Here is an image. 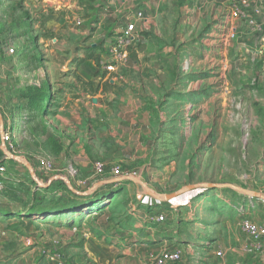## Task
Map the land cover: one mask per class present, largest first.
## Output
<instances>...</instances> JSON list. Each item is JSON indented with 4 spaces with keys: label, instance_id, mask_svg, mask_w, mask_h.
I'll list each match as a JSON object with an SVG mask.
<instances>
[{
    "label": "rangeland",
    "instance_id": "rangeland-1",
    "mask_svg": "<svg viewBox=\"0 0 264 264\" xmlns=\"http://www.w3.org/2000/svg\"><path fill=\"white\" fill-rule=\"evenodd\" d=\"M59 9L57 0H0V120L5 117L9 120V124L0 127V163L3 161L2 133L6 130L12 135L11 153L14 157L7 163V173L3 178L5 189L0 194V211H6L0 212V245L6 240L5 247L10 248L18 244L15 240L30 239L34 243L45 237L51 246H44L43 249L47 250L42 254L43 261L34 264L51 263L45 256L54 255L55 252L61 254L64 264H77L73 260L74 256L85 257L84 239L73 229L77 227V223L70 226L57 224L58 221L65 222L77 216L73 213H55L54 216L46 214L41 217L33 209L38 207V202L43 198L49 202L62 199L70 201L75 197L91 198L90 194L84 195L85 191L94 188L92 185L98 184L100 178H84L79 172L75 180L67 172L69 165H75L74 161L56 157L61 138V130L57 128V124L65 129L72 141V137L79 138L75 116L77 121L82 118L81 125L84 129L90 123L89 117L79 118V112L69 101L72 96H65L63 89L69 92L74 90L76 96H80L82 91L92 94V89L90 92L86 91L84 86L87 82L77 75L80 73L88 79L99 75L108 80L115 78L107 75L97 62L92 61L79 67L86 49L94 44L98 48V54L104 53L113 34L109 33L97 41L93 39V31L80 37V31L77 30L81 26L76 22L71 34L67 29L65 32H57L55 22L51 18L48 21L45 19L59 13ZM208 49L210 50L209 47ZM235 53L236 49L228 50L224 59L218 61V65L216 62H200V59L189 64L182 61L175 69L182 75L190 74L188 78L194 77L190 80L193 82L191 92L181 95L182 85L178 83L175 87L167 86L155 94L158 99L155 105L159 109L165 95L175 92L171 100L175 103L170 112L162 109L155 111L157 124L161 120L171 122L156 131L160 134L161 142L158 149L162 153L171 151L176 166L172 190L199 186L196 190L188 191L197 193L191 203H185L188 205L185 207H176L178 211L175 213H170L165 208H161L159 212L153 209L157 221L159 216L165 217L163 222H158V234L176 235L175 229L177 231L176 226L179 225L180 230L192 231L195 228L194 233L201 237L205 233L199 226L182 225L184 219H195L198 216L207 223L220 224L216 229L221 233L222 240H225L221 245L224 250L230 246L228 241H232L233 245L238 244L235 241L241 238L239 231L242 220L248 219L260 225L264 217V53L256 56L255 60L244 56L237 63L235 61L240 57ZM127 66L128 64L121 68L119 73L124 72ZM217 68L218 76L214 73ZM184 79L180 82H185ZM36 88L48 92L50 96L42 113L26 110L29 102L24 96L28 89ZM98 98L102 100L101 96ZM114 101H109L111 108ZM45 159L51 161V170L41 172L34 169L37 162ZM95 163L104 164L107 175H111L115 167H120L123 171L121 166L115 165L118 163L116 159L95 160L92 163L93 170ZM27 164L33 167V173L38 171L39 177L33 178ZM114 178L116 180L118 176ZM78 182L86 184L80 185ZM213 186L217 188L213 189ZM77 191L81 193H76ZM141 194H132L125 189L124 192H116L114 196L109 195V199L113 200L114 205L122 200L135 202L137 196L144 197ZM248 201L261 203L257 208L251 204L247 208L248 214H245L242 211L243 205ZM86 208L88 205L80 206V210L84 211ZM124 216L121 217L126 219ZM112 218L113 213L106 212L98 219L86 217L82 221L86 227L95 230L92 232L97 239L106 235V244L118 249L122 247L119 243H131L130 240L121 239L120 234L116 238L114 230L103 232L96 226L98 222L106 226L116 223ZM169 226L175 227L168 228ZM99 232L102 234L99 235ZM248 241L251 244L249 239ZM53 242L58 245L57 248L52 247ZM112 242H116V245ZM193 243L190 245L193 249H203ZM177 244L174 241L170 245L162 242L157 249L158 255L165 248ZM204 245L208 249L207 253L211 252L214 257L218 247ZM185 247L183 245L180 248L184 250ZM263 251L264 243L258 252L253 253L254 262L264 264ZM228 254H223L222 257L216 255L220 258L216 262L219 263L223 257L227 259ZM39 257H35V261ZM9 262L10 260H4L0 264Z\"/></svg>",
    "mask_w": 264,
    "mask_h": 264
},
{
    "label": "crops",
    "instance_id": "crops-1",
    "mask_svg": "<svg viewBox=\"0 0 264 264\" xmlns=\"http://www.w3.org/2000/svg\"><path fill=\"white\" fill-rule=\"evenodd\" d=\"M247 2L248 5L240 6L241 12L235 16L232 12V0H57L59 13L45 19L48 21L51 18L55 22L58 26L57 32H65L67 29L71 34L76 22L81 26L77 30L80 31V37L87 36L88 31H93V39L97 41L98 38L105 37L109 33L113 36L120 33L127 23L133 22L140 36V44L132 51L127 68L119 76L110 80L104 79L101 75L88 79L80 73L77 75L87 82L84 86L86 91L90 92L92 89V94L82 91L79 93L80 96H76L74 90L69 92L63 89L65 96H72L69 101L79 112V118L83 116L90 119V123L84 129L81 125L82 118L77 121L75 116L79 138L72 137V141L65 129L57 124V128L61 130V138L59 137L60 147L57 149L56 157L63 160L72 159L76 165H69L68 174L69 168L75 167L84 178L89 176L90 179H94L96 177L92 169L93 161L116 159L118 163L115 165L121 166L123 170L124 179L121 183L124 188L129 193L141 192L144 195V197L137 196V201H128L129 204H126V214L130 220L128 223L121 221L123 217L119 215L118 221L123 225L114 223L106 226L100 222L96 225L103 232H107L108 229L114 230V234H111L116 238L117 234H120L121 239L130 240L131 243L124 241L119 243L122 247L118 249L106 244V235L99 240L83 221L77 224L73 229L77 230L78 236L84 239L85 257L74 256L75 263L144 264L154 258V255L158 256L157 249L162 242L170 245L174 241L178 243L176 246L165 249H181L180 247L183 248L185 245V249H181L182 264H260L254 262L255 256L248 251L250 245L248 238L241 230L240 233L238 232L241 238L235 241L238 244L233 245L232 241H228L230 246L224 250L221 245L225 240H222L221 233L216 229L220 224L207 223L197 216L194 217L195 219H184L182 225L199 226L205 233L201 237H197L194 233L195 228L192 231L180 230L179 225L176 226L177 231L175 229L176 235L158 234L157 228L160 223L155 218L156 213L153 212V209L159 212L161 208H165L170 213H175L178 211L176 207L188 206L187 204H190L197 195L194 192H185L176 198H168L169 195L178 192L172 190L176 166L171 151L162 153L158 149L161 142L160 134L156 129L160 130L171 122L161 120L159 124L156 123L155 111L158 107L155 104L158 99L155 98V94L167 86L175 87L178 83L182 85L181 95L191 92L193 82L190 80L194 77L188 78L190 74L182 75L175 69L182 61L184 64H189L200 59V62L217 64L220 59H224L228 50L235 51V49V54L240 57L235 63L240 62L244 56L252 60L258 55L261 56L264 53V0H247ZM139 13L143 14V18L137 17ZM226 21L231 23L228 31L223 27ZM88 26L91 28L89 29ZM229 34H233L234 38L230 39ZM134 53L136 54L133 55ZM84 55L85 51L83 57ZM91 62L88 61L79 67ZM214 73L218 76L219 69L217 68ZM181 79L185 82H180ZM174 95L175 92H168L161 100L158 110L170 112L175 103L171 101ZM100 96L102 100H98ZM110 100L114 101L112 108ZM3 120H0L1 128L9 124L7 117ZM10 164L12 165V162ZM26 166L29 170L33 168L29 164ZM34 169L38 170V162ZM114 177L107 175L101 178L99 183L117 184L120 176L116 180ZM96 185H92L94 189L102 186ZM260 203L248 201L243 205L242 211L248 214L247 208H250L251 204L257 208ZM238 224L239 222L237 226ZM173 227L175 226L168 228ZM15 242L18 244L10 248L5 247L6 240L0 245V261L10 260L9 264L40 263L43 261L42 254L47 250L43 249L44 246L45 248L51 246L50 241L45 237L39 238L34 243L30 239L15 240ZM193 242L203 249H193L190 246L194 244ZM112 243L116 245V242ZM204 244H210L211 247L216 245L217 251H221L224 256L229 253L227 259L223 257L217 263L216 260L220 259L216 257L217 251L212 257L211 252L207 253L208 249H205ZM57 246L52 243V247L57 248ZM69 254L73 256L72 253ZM37 256L40 257L35 261ZM45 257L49 260V255Z\"/></svg>",
    "mask_w": 264,
    "mask_h": 264
},
{
    "label": "built area",
    "instance_id": "built-area-1",
    "mask_svg": "<svg viewBox=\"0 0 264 264\" xmlns=\"http://www.w3.org/2000/svg\"><path fill=\"white\" fill-rule=\"evenodd\" d=\"M233 1V14L235 16L239 15L241 12L240 6L248 5L247 0H232ZM138 18H143V14L139 13ZM253 24V23H252ZM224 29L228 31L231 27L230 21H226L223 25ZM230 39L234 38V35L229 34ZM140 44V36L138 34L135 23L129 22L126 27L118 34L111 38L110 44L105 47V52L100 54V66L107 75H113L114 77L119 76V71L121 68L126 66L130 60L132 51ZM12 135L8 131L2 133V143L1 148L3 154V161L0 163V194L3 193L5 186L3 183L4 175L7 173V163L14 159L12 155ZM51 161L45 159L38 162V170L41 172L51 170ZM33 168H30L33 178L39 177L38 171L33 173ZM95 176L98 178H104L107 176L105 165L102 163H95L94 165ZM69 175L76 179L79 172L74 167L69 168ZM111 175L120 176L118 182L124 179L123 171L120 167H115L112 169ZM78 184H86L85 182H78ZM165 217L163 215L158 217V222H163ZM241 230L248 237L251 244L249 245L248 251L250 253H255L260 250L264 243V219L261 224L258 225L251 222L248 219H244L241 222ZM218 257H222L223 253L219 251L216 254ZM49 260L52 264H64L61 255L55 252L54 255H49ZM183 251L181 249H165L158 256L148 260L144 264H182Z\"/></svg>",
    "mask_w": 264,
    "mask_h": 264
},
{
    "label": "trees",
    "instance_id": "trees-1",
    "mask_svg": "<svg viewBox=\"0 0 264 264\" xmlns=\"http://www.w3.org/2000/svg\"><path fill=\"white\" fill-rule=\"evenodd\" d=\"M50 35H53L52 33H49ZM88 61H95L99 64L100 61V54H98V48L97 47H91L89 49L85 50V55L83 59L79 62V66L83 65L84 63ZM28 93L24 96L25 99L28 100V107L26 110L28 112H39L42 113L45 109V106L49 99V93L43 92L41 89L36 88L28 89ZM36 92V93H35ZM88 188V187H87ZM117 189V190H116ZM40 190V189H37ZM125 188L124 185L121 182L112 183V184H106L100 186L96 191L90 194L91 198L89 199H80L79 197H75V199H71L70 201L57 200V201H46V199H41L37 206L34 207L35 211L39 212V216H45L46 214H50L54 216V214H61L64 213V215H70L74 214L77 216V218L69 219L68 221H58L57 224L64 225V226H70L72 224L82 222V219L86 217H95L98 219L99 217L106 214V212L113 213L114 218H112V221L116 220L117 225H123L121 221H126L128 223L129 218L127 217V208L126 204L128 203V200H122L117 201L115 205L113 204V200H110L109 195L114 196L116 192L122 191L124 192ZM109 193V194H107ZM102 194V195H101ZM82 200V201H81ZM88 205V208H86L84 211L81 209L80 206ZM0 212L4 213L6 211L1 210ZM66 213V214H65ZM7 214V213H5ZM86 214V215H85ZM119 215H125L126 219L123 218V220L118 221ZM77 220V222H76ZM130 221V220H129ZM130 224V222H129ZM93 231H95L93 229ZM101 235V233H98ZM61 255V254H60Z\"/></svg>",
    "mask_w": 264,
    "mask_h": 264
},
{
    "label": "water",
    "instance_id": "water-1",
    "mask_svg": "<svg viewBox=\"0 0 264 264\" xmlns=\"http://www.w3.org/2000/svg\"><path fill=\"white\" fill-rule=\"evenodd\" d=\"M94 102H96V100H94ZM102 183H99L98 185H102ZM197 188H199V186H188L186 187L185 189H182L176 193H173L172 195H169L168 198L169 199H172V198H176L178 196H180L181 194L185 193V192H188V191H191V190H196ZM217 187L216 186H213V189H216ZM86 190V189H85ZM89 191H85L86 194L84 195H87V194H91L95 189L94 188H91V189H88ZM76 193H81L80 191H77Z\"/></svg>",
    "mask_w": 264,
    "mask_h": 264
}]
</instances>
